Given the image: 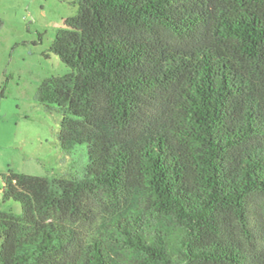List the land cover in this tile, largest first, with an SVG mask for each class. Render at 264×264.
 Listing matches in <instances>:
<instances>
[{
	"label": "trees",
	"instance_id": "1",
	"mask_svg": "<svg viewBox=\"0 0 264 264\" xmlns=\"http://www.w3.org/2000/svg\"><path fill=\"white\" fill-rule=\"evenodd\" d=\"M49 49L87 163L2 174L0 264H264V0H78Z\"/></svg>",
	"mask_w": 264,
	"mask_h": 264
},
{
	"label": "rangeland",
	"instance_id": "2",
	"mask_svg": "<svg viewBox=\"0 0 264 264\" xmlns=\"http://www.w3.org/2000/svg\"><path fill=\"white\" fill-rule=\"evenodd\" d=\"M78 0H0V209L21 212L3 201L2 174L10 169L32 175H81L87 163L84 146L65 151L60 145L62 115L38 101L44 80L69 68L50 52ZM49 54V57L46 55Z\"/></svg>",
	"mask_w": 264,
	"mask_h": 264
}]
</instances>
